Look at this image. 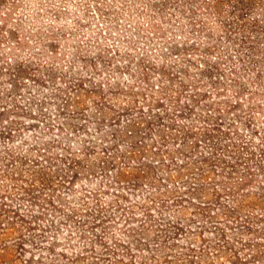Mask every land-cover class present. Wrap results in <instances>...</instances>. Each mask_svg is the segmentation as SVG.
<instances>
[{
	"label": "rangeland",
	"instance_id": "374dc122",
	"mask_svg": "<svg viewBox=\"0 0 264 264\" xmlns=\"http://www.w3.org/2000/svg\"><path fill=\"white\" fill-rule=\"evenodd\" d=\"M0 264H264V0H0Z\"/></svg>",
	"mask_w": 264,
	"mask_h": 264
}]
</instances>
